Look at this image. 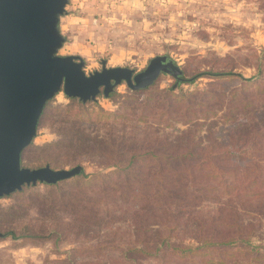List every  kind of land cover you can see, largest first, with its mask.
Here are the masks:
<instances>
[{
  "label": "rangeland",
  "instance_id": "rangeland-1",
  "mask_svg": "<svg viewBox=\"0 0 264 264\" xmlns=\"http://www.w3.org/2000/svg\"><path fill=\"white\" fill-rule=\"evenodd\" d=\"M58 26L65 41L57 54L75 51L86 73L99 70L102 60L107 67L138 72L152 57L166 55L182 74L177 80L161 73L147 89L135 92L121 82L111 98L99 93L84 106L52 111L49 107L69 102L60 90L47 102L50 117L25 148L23 166L50 160L54 167L70 168L76 154L48 143L57 133L73 134L76 127L97 142L109 135L147 142L155 135L163 140L160 143L175 144L176 130L189 121L199 141L192 148L198 160L209 153L220 167L240 171L246 166L250 172L264 173V0H68ZM215 71L234 75L209 74ZM193 75L197 76L191 80ZM249 77L253 79H243ZM238 122L246 123L249 133L230 146L243 157L233 162L212 155L224 149L221 143H229L226 129ZM185 144L182 138L177 147ZM81 154L75 161L87 176L99 167L102 171L107 159L98 152L91 157ZM201 174L191 172L192 196L178 204L148 191L142 201L129 198L117 208L102 183L87 176H72L56 185L36 183L2 196L0 231H13L18 237L0 236V264H264V216L242 210L240 202L236 217L245 231L253 225L251 242L199 246V235L224 228L218 223L224 215L216 213L215 192L198 190L208 183L209 176ZM259 177L264 179V174ZM112 182L113 191L121 186L119 176ZM231 194L245 200L243 191ZM147 201L148 210L134 213L130 208L129 202ZM83 213H91L93 219H75Z\"/></svg>",
  "mask_w": 264,
  "mask_h": 264
},
{
  "label": "water",
  "instance_id": "water-1",
  "mask_svg": "<svg viewBox=\"0 0 264 264\" xmlns=\"http://www.w3.org/2000/svg\"><path fill=\"white\" fill-rule=\"evenodd\" d=\"M68 0H0V198L24 185L49 184L81 172V165L53 169L21 165L22 150L36 134L44 105L60 90L85 103L99 93L107 97L125 82L131 90L146 88L161 73L179 78L181 70L166 55L152 57L144 69L126 66L86 73L84 60L59 55L65 41L58 22Z\"/></svg>",
  "mask_w": 264,
  "mask_h": 264
},
{
  "label": "trees",
  "instance_id": "trees-1",
  "mask_svg": "<svg viewBox=\"0 0 264 264\" xmlns=\"http://www.w3.org/2000/svg\"><path fill=\"white\" fill-rule=\"evenodd\" d=\"M209 74L213 77L234 75V73L226 71H215L210 72ZM196 76L197 75H193L191 80H193ZM176 79L179 80V78ZM243 79L245 81H249L252 80L253 77ZM261 82L264 84V80ZM147 88L148 86L143 89ZM135 91L136 90H133V92ZM113 94L114 92L112 91L107 97L111 98ZM67 98L69 102L65 105H56L49 107V109L53 108L52 111H56L57 109L64 107L69 110L71 109V105L81 107L85 104L77 98ZM47 102L44 105L43 111L38 119L37 128L43 123L48 122L50 117V114L47 113L49 110ZM120 102L121 101L119 99H114V103L120 104ZM261 112L264 113V110H261ZM80 113H82L84 119L89 118L85 111L82 110ZM87 113L90 115V111H87ZM184 123L186 124L185 128L176 130L175 144H171L170 142L167 143L168 141H166V144L165 142L160 143L163 140H159V138L155 135V137H151V141L147 142L140 141L142 138L136 141V139L126 138L124 135H109L107 138H103L101 142H97L95 140H91L86 133H80L79 130L76 129L79 127H76L71 135L68 133L64 135L57 133V138L50 141L48 145L50 144L57 149L65 147L67 151L72 150V152L76 154L72 158L71 162H75L72 163V166L79 164L77 163L78 161H75L78 158L76 156L79 152H82V156L90 157L98 152L105 159H107L106 162L101 165L102 171L99 172V167L96 169L98 171L95 170L93 174L87 176V174L81 170L79 174L74 176H87L89 177L87 178L89 181L95 180L101 182L102 189H105V193L111 196V200L113 204H116L117 208H121L120 206L124 203L122 200L127 202L129 198L134 199L136 202L142 201L146 197V193L148 191L155 196L162 195L164 198L167 197V203L169 202V204L186 202L184 201V198L189 196L188 190L190 188L188 176L193 171H201V176L209 177L206 178V180L208 179L207 185L199 187L198 190L215 192L213 197L215 202L213 203H216V213L224 215V219L221 220V223L218 222L224 228H221L217 233H215V230H212L210 233H207V235H203V237L199 235L196 240L199 242V246H231L237 242H251V239L253 238V234L251 233L253 225H250V231H245L246 229L243 228V223L238 222L236 214L239 207L237 206V203L240 202L242 210L247 211L251 215H258L257 217L259 218L264 216V179L263 177H259L264 173H262V171L257 173L255 170L250 172L251 169H248L246 166H244L240 171H237L234 167H220L208 158L209 153H203L200 155L201 158L198 160L196 156H199V154H195L192 148L196 143H199V141L197 142V139L195 141V133L193 131L194 128H192V124L189 121ZM245 124L242 122L233 123V125L231 124L226 129V137L229 139V143H221V146L224 149L214 151L212 155L216 154L217 156L219 155L218 158H226L230 161L233 160V162H238V159L242 158L244 154L230 145L232 143H236V141H239L240 139L244 141L247 138L249 130L245 128ZM239 125L243 126L238 128ZM208 132H211L210 129ZM182 138L185 139L186 144L182 145V147H177L179 146L180 139ZM97 146L100 147L96 149ZM227 146L228 148L226 149ZM78 147H80V150ZM25 148H27V146ZM25 148L21 152L20 162ZM200 163H207L205 167H211L212 170L204 172L206 168L202 167ZM46 164L53 169L63 168L52 166L50 160L40 166H44ZM102 168L107 169L104 170ZM237 174H239V177ZM249 174L250 177L247 180L244 179L240 181L242 177L248 176ZM115 175L121 178V186L118 187L117 190L113 191V185L109 183H113L112 181L115 179ZM157 176H160L159 180L156 181L158 183L154 182V179H156ZM229 178L231 179L229 180ZM211 179L213 182L209 183ZM58 182L53 184L45 182L37 183L56 185ZM26 186L28 185H24L22 189ZM233 190L236 192L243 191L246 195L244 196L245 200L234 199L235 195L231 194ZM113 192H116V194ZM191 196L192 195L188 198ZM117 198L119 201L118 203L115 202ZM129 203L130 208L134 210V213H138L139 211L146 209L148 210L151 206L149 201H147L144 205L143 203ZM92 217L91 213H83L76 215L75 219L81 221V223H88L91 219H93ZM5 235H10L13 238L18 237L13 231H0V236Z\"/></svg>",
  "mask_w": 264,
  "mask_h": 264
},
{
  "label": "crops",
  "instance_id": "crops-1",
  "mask_svg": "<svg viewBox=\"0 0 264 264\" xmlns=\"http://www.w3.org/2000/svg\"><path fill=\"white\" fill-rule=\"evenodd\" d=\"M59 23V22H58ZM59 27V26H58ZM71 54H74V53H76L75 51H74V53L73 52H70Z\"/></svg>",
  "mask_w": 264,
  "mask_h": 264
}]
</instances>
